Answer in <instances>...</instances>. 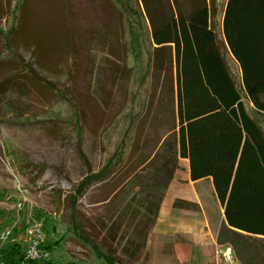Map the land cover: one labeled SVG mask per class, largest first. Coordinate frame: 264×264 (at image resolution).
Masks as SVG:
<instances>
[{
	"label": "trees",
	"instance_id": "1",
	"mask_svg": "<svg viewBox=\"0 0 264 264\" xmlns=\"http://www.w3.org/2000/svg\"><path fill=\"white\" fill-rule=\"evenodd\" d=\"M110 1L121 15L124 66L129 73L124 106L112 122L115 130L110 159L97 173L93 172L79 141V155L86 162L87 175L68 197V219L39 210L29 215L30 223L41 222L46 236L51 238H45L41 248L49 253L48 259L26 261L16 232L12 250H8L9 254L5 250L6 263L138 264L184 159L189 161L192 182L212 181L225 218L217 237L219 244L230 245L240 264L264 263V0H228L223 40L212 26L218 0ZM23 3L24 0L8 1L9 17L18 10L17 24L9 34L0 28L10 61L19 63L23 70L1 82L0 92H11L27 78L73 106L66 92L48 82L12 47L11 38L21 26ZM135 36L149 44L146 48L140 43L148 59L139 85L134 81L135 68L130 65ZM227 52L241 69L242 91L227 63ZM174 63L177 90L170 98L172 119L166 123L172 125L142 146L140 128L153 102L155 79ZM243 96L259 119L247 111ZM142 148L145 151L138 165L123 176ZM28 163L43 175L44 165ZM114 176L116 187L111 197L117 200V216L98 242L87 230L88 222L79 204L92 184ZM192 206L196 205L187 201L174 204L175 209L182 210ZM7 225L9 220L0 224V231ZM25 227L24 224V231L28 226ZM118 237L120 254L106 243ZM72 241L84 247L86 260L70 255L67 243Z\"/></svg>",
	"mask_w": 264,
	"mask_h": 264
},
{
	"label": "rangeland",
	"instance_id": "2",
	"mask_svg": "<svg viewBox=\"0 0 264 264\" xmlns=\"http://www.w3.org/2000/svg\"><path fill=\"white\" fill-rule=\"evenodd\" d=\"M8 1L0 0V28L7 34L18 19V10L8 16ZM227 1L218 0L217 14L212 18V26L221 40ZM23 4L20 29L11 38L14 51L48 82L66 92L73 103L71 106L56 92L51 93L27 78L11 92H0V224L9 220L5 229L17 225L20 230H14L22 241L21 251L25 252L28 245L22 228L32 222L31 211H45L61 219L69 217L68 197L87 175L78 142L81 141L82 152L93 172L97 173L110 159L115 130L112 122L124 106L129 73L124 66L121 15L110 0H24ZM141 41L134 37L130 56L136 85L147 69L148 57L141 52L140 43L146 48L149 44ZM226 55L242 91L241 69L229 52ZM10 60L0 36V83L23 70L19 63ZM165 71L155 79L153 102L141 124L142 146L172 125L166 123L172 119L169 109L177 90L176 63ZM244 103L251 116L259 119L245 97ZM144 148L135 153L123 176L138 165ZM29 161L46 167L42 176ZM179 176L181 179L185 173ZM177 185L185 193L192 191L185 181ZM115 187V176L94 183L80 200L79 211L88 222L87 230L98 242L117 216V200L111 197ZM172 194L171 189L164 198ZM202 202L203 209L167 207L138 264H240L232 247L220 245L217 240L225 223L222 206L208 191ZM44 234L51 240L46 231ZM106 243L120 254L119 237ZM13 245L14 239L7 245L6 254ZM67 249L71 256L87 259L86 250L78 242L67 243Z\"/></svg>",
	"mask_w": 264,
	"mask_h": 264
},
{
	"label": "crops",
	"instance_id": "3",
	"mask_svg": "<svg viewBox=\"0 0 264 264\" xmlns=\"http://www.w3.org/2000/svg\"><path fill=\"white\" fill-rule=\"evenodd\" d=\"M180 167H181V171H178L176 173L175 178L171 182L170 188L165 198L169 196L168 194L171 192V189L173 193L172 196H170V198L167 199L164 198L165 200L163 201V204L160 209V219L167 207L168 208L170 207V209L173 210L175 202L180 200L184 202L187 201L203 209L202 200H203V196L207 194V191L209 192V194L214 195V198L218 201V199L215 197L214 186L211 180L209 181L199 180L198 182H192L190 176V170H189V161L187 159L180 161ZM181 173H185V176L180 179L179 175ZM179 181H185L186 184L192 187V191H190L189 193H185V191L183 192L181 188H177L179 186L177 185ZM206 185H208V187Z\"/></svg>",
	"mask_w": 264,
	"mask_h": 264
},
{
	"label": "built area",
	"instance_id": "4",
	"mask_svg": "<svg viewBox=\"0 0 264 264\" xmlns=\"http://www.w3.org/2000/svg\"><path fill=\"white\" fill-rule=\"evenodd\" d=\"M21 205L20 207H22ZM15 228H8L0 233V264H7L5 260V250L7 245L14 239L15 242ZM25 237L28 245L27 250L25 251V260L41 262L49 257L47 251H42V244L45 240L44 231L38 223H30L29 226L25 229Z\"/></svg>",
	"mask_w": 264,
	"mask_h": 264
}]
</instances>
